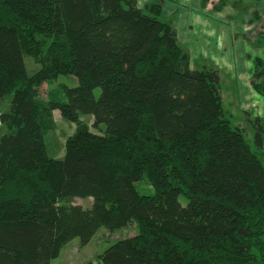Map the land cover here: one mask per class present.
<instances>
[{"label": "trees", "instance_id": "1", "mask_svg": "<svg viewBox=\"0 0 264 264\" xmlns=\"http://www.w3.org/2000/svg\"><path fill=\"white\" fill-rule=\"evenodd\" d=\"M161 16L137 0H0V100L12 97L0 114V264H51L73 239L132 221L137 235L103 264H264L261 157L224 109L219 70H193ZM60 76L78 82L66 101L38 98ZM250 84L264 97L260 57ZM55 111L76 125L62 159L45 140ZM249 123L263 148L264 120ZM145 180L152 195L137 189Z\"/></svg>", "mask_w": 264, "mask_h": 264}, {"label": "rangeland", "instance_id": "2", "mask_svg": "<svg viewBox=\"0 0 264 264\" xmlns=\"http://www.w3.org/2000/svg\"><path fill=\"white\" fill-rule=\"evenodd\" d=\"M209 1V0H208ZM223 1L225 3H223ZM185 2V1H184ZM215 5L213 6V4ZM209 9L217 7L224 8V12L228 11L232 14L230 22L236 26V36L244 33V40L248 46L245 50L248 52L244 54L243 50L237 51L235 59L238 61L244 60L241 68L238 66V73L243 70L245 65V58L249 61V66L253 67V60L255 58H262L264 60V0H214ZM185 4V3H184ZM194 5V2H191ZM161 20H168L163 18ZM169 21V20H168ZM223 21V19H222ZM170 22H173L170 18ZM239 23V25L237 24ZM174 27V25H173ZM259 41V46L257 45ZM262 45V46H261ZM236 48V47H235ZM213 47H210L212 50ZM223 51V50H222ZM191 52V51H190ZM190 65L193 70L203 69L205 67L218 69L220 72L221 84L220 93L224 103V109L232 115L235 125L240 126L245 130L244 136L250 144L253 151L261 157L264 166V144L263 148L258 149L254 142L255 130L252 124L249 123L251 116H259L264 120V97L254 92L251 84H246L248 77L240 75L239 79L234 78L236 75L223 68L220 62H217L222 53H217L218 56L211 58V55L200 59L196 53H190ZM196 52V51H195ZM203 55V53H201ZM227 56L229 54H226ZM226 55L224 57H226ZM204 56V55H203ZM245 57V58H244ZM24 62L29 74L34 73L40 67L32 57H25ZM220 63V64H219ZM218 64V65H217ZM252 72V69H251ZM251 81V77L249 78ZM78 85L77 79L73 76H60L55 81L44 84L40 87L38 98L44 102L52 99L59 101H66L64 94V87L73 88ZM101 90H94L95 96L99 97ZM11 96L5 97L0 100V114L8 111L11 103ZM251 114V115H248ZM82 120L87 124L92 132L102 134L106 130V125H101V129L93 127V117L91 115H83ZM76 130V125L63 118L59 111H55L53 120L45 131V140L48 153L52 158L62 159L65 155V142L71 137ZM8 129L5 125L0 123V137L7 134ZM264 138V134H263ZM137 189L142 195H152L154 190L147 180L139 182ZM183 206L187 205V199L184 196L179 198ZM75 205H80L83 208H90L93 204V199L76 198L73 200ZM137 222L132 221L125 228L116 232H109L106 228L102 227L94 235L89 243L83 245L79 238L70 241L61 250L58 258L52 260L51 264H103L100 261V256L111 246L120 240L134 237L137 235Z\"/></svg>", "mask_w": 264, "mask_h": 264}, {"label": "crops", "instance_id": "3", "mask_svg": "<svg viewBox=\"0 0 264 264\" xmlns=\"http://www.w3.org/2000/svg\"><path fill=\"white\" fill-rule=\"evenodd\" d=\"M137 1L140 8L155 3L162 6V17L168 18V20L171 18L174 28L177 30L178 41L182 48L196 53L201 57L200 59H205L207 55H211V58H214L218 56L217 53H222L221 56L217 57L219 58L217 62H220L221 64H219L229 72L233 71V74L236 75L234 78L236 79H239L241 74L244 78L248 77L246 84H250L249 78L251 77V69L253 67L249 66L248 59L244 57V71L240 70L238 73V66L241 68L244 60L238 61L235 59L237 51L244 49V54L248 53L245 50V46L248 45L244 40V33L236 36V26L230 22L232 14H229L228 11L224 12V8L218 9L219 7H217L215 9L214 7L213 9H209L214 0H209L205 4V0ZM191 2H194V5ZM237 24L239 25V23ZM211 46L213 47L212 50H210ZM226 54L229 55L227 56ZM225 55L226 57H224ZM206 61L207 59L203 60V62Z\"/></svg>", "mask_w": 264, "mask_h": 264}]
</instances>
